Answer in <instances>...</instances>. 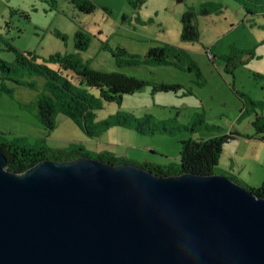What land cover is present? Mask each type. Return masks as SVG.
<instances>
[{
	"label": "rangeland",
	"instance_id": "obj_1",
	"mask_svg": "<svg viewBox=\"0 0 264 264\" xmlns=\"http://www.w3.org/2000/svg\"><path fill=\"white\" fill-rule=\"evenodd\" d=\"M83 1L95 9L82 12ZM185 13L194 15L197 39L182 37ZM151 48L165 49L164 63L150 61ZM56 54L148 84L106 102L50 61ZM159 85L176 88L153 91ZM42 97L55 108L51 130L38 118ZM65 100H92L91 114L78 125L63 112ZM263 126L264 0H0V141L178 168L182 140L232 135L214 174L227 177L232 165L235 182L250 190L264 184Z\"/></svg>",
	"mask_w": 264,
	"mask_h": 264
},
{
	"label": "water",
	"instance_id": "obj_2",
	"mask_svg": "<svg viewBox=\"0 0 264 264\" xmlns=\"http://www.w3.org/2000/svg\"><path fill=\"white\" fill-rule=\"evenodd\" d=\"M6 163L0 151V264H264V197L226 176Z\"/></svg>",
	"mask_w": 264,
	"mask_h": 264
},
{
	"label": "trees",
	"instance_id": "obj_3",
	"mask_svg": "<svg viewBox=\"0 0 264 264\" xmlns=\"http://www.w3.org/2000/svg\"><path fill=\"white\" fill-rule=\"evenodd\" d=\"M78 7L82 12L85 13L92 12L95 9L94 4L90 1H83L80 3V5L78 4ZM193 17L194 15L192 13H185L182 17V37L186 40L197 39V29L193 24ZM78 38H82V40L78 42V47L80 49H84L86 43L83 41V35L78 34ZM10 49L12 48L10 47ZM147 54L150 61L157 63H164L167 57L166 51L163 48H151ZM50 61L57 62L61 71H71L75 75L79 84L99 89L100 96L103 97L106 102L118 103L122 96L138 92L148 84L146 81L119 73H104L91 70L83 65L73 54H56L55 56L51 57ZM39 67V72L44 75L46 74L53 81L57 80V77L59 76L58 72L49 69L45 65H40ZM61 85L64 90H70L67 81H64V83H61ZM175 88L176 86L159 85L154 86L153 91H173ZM82 98L83 100L86 99L85 97ZM92 103V100L89 101L87 106H84L85 104L83 105L77 103L78 107H76L69 103L68 100H65L62 105L64 109L63 112L79 125L77 117L82 116L83 118H86L89 116L91 114V110L93 109ZM79 105L81 108H79ZM37 106L38 118L40 122L48 130H51L54 127L55 115V108L51 99L42 97L37 102ZM118 123L120 125H124L123 122L119 121ZM263 127L257 129L259 133L263 131ZM229 139H234V137H232V135H224L221 137H209L207 139L189 138L185 141L182 140L179 152L180 163L178 168L154 165L153 163L146 161L141 163H132L126 159L114 157L108 154L99 155L97 159L111 164L132 163L147 171L153 172L154 175L170 176L182 172L197 173L198 175H213L214 170L219 162V156L223 148V144L229 141ZM0 151L5 155L7 160L6 169L15 173H22L37 162L43 160L62 161L72 160L81 156L89 157V155L85 153L81 147L70 150L49 149L46 147L31 149L6 141H0ZM231 179L234 180L233 178ZM250 190L256 193L255 195L264 197V184L258 189L251 188Z\"/></svg>",
	"mask_w": 264,
	"mask_h": 264
},
{
	"label": "crops",
	"instance_id": "obj_4",
	"mask_svg": "<svg viewBox=\"0 0 264 264\" xmlns=\"http://www.w3.org/2000/svg\"><path fill=\"white\" fill-rule=\"evenodd\" d=\"M151 163H153L154 165H161V166H165V165H163V164H158V163H154V161H152ZM219 164V163H218ZM217 164V165H218ZM232 165H229V167H228V171H227V173L226 174H224L223 173V171H220L219 169V172L220 173H223L224 175H227V177H229V178H233L235 181H238V177L237 176H235V174L233 173V171H232Z\"/></svg>",
	"mask_w": 264,
	"mask_h": 264
}]
</instances>
